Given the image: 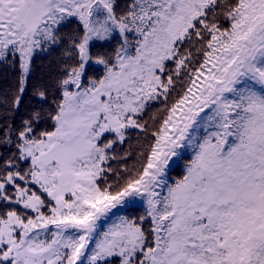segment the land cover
<instances>
[{"label": "snow or ice", "instance_id": "1", "mask_svg": "<svg viewBox=\"0 0 264 264\" xmlns=\"http://www.w3.org/2000/svg\"><path fill=\"white\" fill-rule=\"evenodd\" d=\"M0 264H264V0H0Z\"/></svg>", "mask_w": 264, "mask_h": 264}, {"label": "trees", "instance_id": "2", "mask_svg": "<svg viewBox=\"0 0 264 264\" xmlns=\"http://www.w3.org/2000/svg\"><path fill=\"white\" fill-rule=\"evenodd\" d=\"M54 55V54H53ZM49 59L50 58H42L37 57L35 61V71H34V78L39 79L43 76H45L49 72ZM5 75L8 77V80L11 81L12 77L9 73H5ZM135 143V142H134ZM190 155L189 153H185L184 159L180 160L177 164L173 165V172L172 176L175 177L182 169L183 163L186 161L187 157ZM143 204L140 202H136L134 204H130L124 209H121L117 215H132V214H138L139 212L143 211ZM116 217H113V220ZM111 223V221H109Z\"/></svg>", "mask_w": 264, "mask_h": 264}]
</instances>
